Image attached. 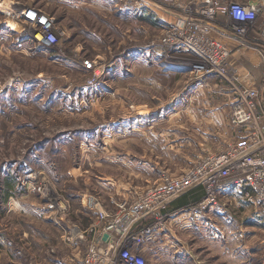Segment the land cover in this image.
<instances>
[{"label":"rangeland","instance_id":"rangeland-1","mask_svg":"<svg viewBox=\"0 0 264 264\" xmlns=\"http://www.w3.org/2000/svg\"><path fill=\"white\" fill-rule=\"evenodd\" d=\"M231 3L263 11L237 24ZM263 5L0 0V264H81L93 244L113 264H130L127 252L144 264H264V216L233 188L199 186L187 206L160 198L131 215L225 149L244 86L263 94L261 50L204 22L264 45ZM208 40L229 51L219 66L194 50Z\"/></svg>","mask_w":264,"mask_h":264},{"label":"built area","instance_id":"built-area-1","mask_svg":"<svg viewBox=\"0 0 264 264\" xmlns=\"http://www.w3.org/2000/svg\"><path fill=\"white\" fill-rule=\"evenodd\" d=\"M223 11H229L235 15V18H239L241 21H235L237 24L247 25V22L256 20L263 9L257 3L248 5L231 3ZM38 15L32 9L26 13V17L30 20L39 18ZM48 25L45 26L48 27ZM260 30L264 37V25ZM185 49L189 50L190 46L188 45ZM194 50L216 66L226 61L229 56L226 47L216 40H208L203 46ZM85 63L88 68H92L93 64L90 61H85ZM263 100L264 97L259 88L244 86V90L235 99L236 103L231 116L235 131L234 138L230 139L225 149L210 152L179 179H173L162 188H158L150 195L151 197L149 196L150 199L146 198L144 202L136 203L131 212L134 221L154 212L161 205H159L160 198L167 200L174 196L180 195L181 197L199 186L204 187L207 192L216 187L218 189L233 188V195L245 200L264 216V110H261ZM107 216V213L102 214V218ZM121 221L122 218L113 220L108 230L117 229ZM108 241H111V244L115 243L113 245L115 248L121 243V241L116 243L113 236H110ZM97 246L96 244L91 245L81 264H107V261L109 264L114 263V255L111 258L108 257L107 253H104V247L98 249ZM127 253L125 255L130 258L129 261L125 258L127 263L144 264L143 258Z\"/></svg>","mask_w":264,"mask_h":264},{"label":"crops","instance_id":"crops-1","mask_svg":"<svg viewBox=\"0 0 264 264\" xmlns=\"http://www.w3.org/2000/svg\"><path fill=\"white\" fill-rule=\"evenodd\" d=\"M262 52V51H261ZM263 53V52H262ZM264 54V53H263ZM247 70V68H246ZM249 72V70H248ZM255 77H253L254 79ZM252 79V80H253ZM234 132V131H233ZM233 132H232V135H233ZM203 196V190L200 189V188H197V189H194L192 190L191 192L189 193H186L185 195L179 197L178 199H175L174 201H172V203L169 205H176L178 207H184V206H187L188 204H190V202L192 200H194V202L198 201L199 199H201V197ZM241 202L243 203H247L245 200L241 199ZM248 204V203H247ZM139 245V243L137 242L136 245Z\"/></svg>","mask_w":264,"mask_h":264},{"label":"water","instance_id":"water-1","mask_svg":"<svg viewBox=\"0 0 264 264\" xmlns=\"http://www.w3.org/2000/svg\"><path fill=\"white\" fill-rule=\"evenodd\" d=\"M172 14H174L175 16H179L180 18H185V17H183V16H181V15H178V14H175V13H172ZM204 22H205L206 24H208V25H210V26H212V27H214V28L220 30V31H223L224 33H226V34H228V35H230V36H232V37H235V38L238 39V40H241L242 42H244V43H246V44H248V45H250V46H252V47H255V48L261 50V51L264 53V45H262V44H257V43H252V42H250V41H248V40H245L244 38H242V37L236 35L235 33L230 32V31L224 29L223 27H221V26H219V25H217V24H215V23H212V22H210V21H204ZM262 96L264 97V89H263V94H262ZM107 237H108V234H106V235L104 236L105 239H106Z\"/></svg>","mask_w":264,"mask_h":264},{"label":"bare ground","instance_id":"bare-ground-1","mask_svg":"<svg viewBox=\"0 0 264 264\" xmlns=\"http://www.w3.org/2000/svg\"><path fill=\"white\" fill-rule=\"evenodd\" d=\"M26 14V13H25ZM42 20H40L39 18H38V21L40 22V23H42L43 25H46V24H49L50 23V20H49V17H47L46 15H44V16H42ZM44 20H46V22L44 21ZM27 21V20H26ZM45 23V24H44ZM38 37H40V35L38 34ZM55 198H51V200L53 201Z\"/></svg>","mask_w":264,"mask_h":264},{"label":"trees","instance_id":"trees-1","mask_svg":"<svg viewBox=\"0 0 264 264\" xmlns=\"http://www.w3.org/2000/svg\"><path fill=\"white\" fill-rule=\"evenodd\" d=\"M201 189V187H199Z\"/></svg>","mask_w":264,"mask_h":264}]
</instances>
